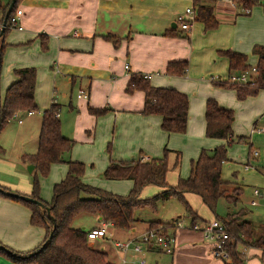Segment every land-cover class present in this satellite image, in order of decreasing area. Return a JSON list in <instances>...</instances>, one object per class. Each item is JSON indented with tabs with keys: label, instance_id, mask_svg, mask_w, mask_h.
Returning a JSON list of instances; mask_svg holds the SVG:
<instances>
[{
	"label": "crops",
	"instance_id": "obj_1",
	"mask_svg": "<svg viewBox=\"0 0 264 264\" xmlns=\"http://www.w3.org/2000/svg\"><path fill=\"white\" fill-rule=\"evenodd\" d=\"M200 1L212 9L217 21L214 29L205 31L199 21H194L189 31L180 29L176 18L186 8H193V0H20L17 9L22 12V31L8 29L4 38L0 100L6 88L16 80L13 70L34 68L35 112L40 115L51 104L60 106L61 133L74 141L69 159L85 165L82 182L124 196L131 190L132 181L104 177L94 181L91 176L102 177L112 161L162 158L166 150V182L173 185L175 175L182 179L189 176L190 165L201 150L210 151L225 143L205 137V102L213 99L220 107L233 112L232 139L245 138L227 148L221 179L252 188L257 205L251 206L257 207V199H264V134L259 132L264 126V90L239 99L235 89L219 87L214 82H223L229 76L228 61L219 51L243 54L248 65H256L258 57L252 51L255 46H264V9L261 5L254 6L246 14L230 0ZM106 36L118 38L119 42L115 45L105 39ZM172 61H187L184 76L165 74L167 64ZM125 65L128 70H124ZM135 73L148 75L153 87L175 89L187 95V127L183 134L166 133L160 128L159 116L142 114L143 92H125L130 75ZM58 84L77 87L75 98L65 105V112H61L62 105L54 99L53 88ZM80 91L88 98H78ZM89 109L105 112L96 116ZM20 114L15 118L21 120L17 117ZM38 119L41 120V116L30 121L37 124L39 132ZM253 151L257 152L256 156H252ZM5 153L0 155V186L29 195L31 184L25 180L26 170L16 163L29 153L17 154L15 162ZM95 165L98 169L94 173L86 170L87 166L92 169ZM247 165L250 168L243 172L242 168ZM25 166L28 165L23 164ZM5 171L15 174L19 182L2 178L6 176ZM66 172V164L51 165L49 175L57 176L54 185L64 179ZM255 189L260 192L258 197L253 195ZM189 196L190 193L184 194V198L189 199ZM39 198L46 203L51 201H47L41 190ZM247 212L250 220L252 214ZM30 215L23 204L0 196V240L23 250L39 245L45 231L30 224ZM197 216L200 222L204 220ZM181 218L177 217L176 228L168 231L174 232L175 237L172 254H166L171 256V264L182 256L180 245L186 244L192 251L198 248L199 236L189 227L190 230L183 227ZM110 229L126 238L139 235L147 228L138 223L129 232ZM25 234L28 238L24 240ZM210 248L212 250V246ZM246 250L247 256L254 250L264 256L259 249ZM147 254L162 255L153 248ZM0 264L12 263L0 258Z\"/></svg>",
	"mask_w": 264,
	"mask_h": 264
},
{
	"label": "trees",
	"instance_id": "obj_2",
	"mask_svg": "<svg viewBox=\"0 0 264 264\" xmlns=\"http://www.w3.org/2000/svg\"><path fill=\"white\" fill-rule=\"evenodd\" d=\"M242 9H251L254 6H262V0H230ZM10 0H0V22L2 23ZM16 3L11 15L16 11ZM200 0H193V11L196 14L195 21L203 24L204 30H211L217 26L212 9L200 4ZM9 28L7 20L3 34L0 37V70L1 59L4 50V38ZM173 35V34H168ZM176 36V35H174ZM113 44L119 42L118 38L106 36ZM45 49L44 46H42ZM253 54L258 57L255 66L246 62V56L229 50L219 51L218 54L228 61L229 75L249 71L256 68V74L251 76L247 84L232 85L217 80L214 85L235 89L237 97L243 99L264 90V46H255ZM187 61L169 62L165 69L168 76H184L187 71ZM16 80L12 82L0 100V130L17 113L37 111L34 99L35 76L34 68H20L13 70ZM220 81V82H219ZM252 86V87H251ZM141 91L144 94L143 115H157L161 118L160 128L169 134H183L187 127L188 98L187 95L170 88L153 87L149 78L142 74H132L125 88L127 94ZM93 115H100L105 110L89 109ZM60 106L51 104L48 109L41 112L40 127L37 139V149L33 154H25L21 157L24 164L34 167L31 172V193L28 196L33 200L43 203L50 210V215L55 221L52 223L46 212H42L35 204L24 202L15 198L7 197L0 193L1 197L23 204L30 212V224L41 227L45 231L42 242L34 249L20 253L3 246L0 249V258L12 264H114L108 259L106 252L89 245L86 234L87 230L73 228L71 225L78 216L95 217L99 223H108L112 228L119 231H130L140 219L136 214L139 211L157 213L159 203L176 198L185 209V216L192 227L200 222L197 213L194 212L184 198V194L190 193L199 197L201 202L214 213L219 200H224L230 207H236L239 203L243 189L236 184L221 179V168L227 161V148L234 143H241L245 138L233 140L231 125L233 112L220 107L213 99L205 102V137L210 139L224 140L225 143L213 150H201L197 159L190 165V174L187 178H178L175 185L166 182L168 170L166 153L162 158H151L142 161L138 158L131 162H110L103 172L106 180H130L132 188L126 195H116L110 192L89 186L82 182L85 165L81 162L70 161L69 155L74 141L62 135L59 120ZM4 150L0 147V155ZM53 164H66L67 172L63 180L52 187V198L49 203L39 198V182L37 175L46 177ZM175 165L177 166L178 163ZM147 186L157 187L159 191L153 197L143 199L141 191ZM4 191H10L0 186ZM20 194L18 192H15ZM23 195V194H20ZM229 209V208H228ZM247 210L238 208L226 213L224 218H216L222 224L225 234L228 236L225 242V250L229 260L226 264H244V258L239 246L255 248L264 252V229L256 226L247 219ZM148 228L163 226L168 233L175 225L162 221H147ZM203 224H207L204 220ZM53 234L46 247L34 254L49 236ZM174 232H171L173 235ZM2 246V244L0 243ZM34 254V255H31Z\"/></svg>",
	"mask_w": 264,
	"mask_h": 264
},
{
	"label": "rangeland",
	"instance_id": "obj_3",
	"mask_svg": "<svg viewBox=\"0 0 264 264\" xmlns=\"http://www.w3.org/2000/svg\"><path fill=\"white\" fill-rule=\"evenodd\" d=\"M54 89H55L54 99L60 105H62L61 112H65L66 110L65 105L68 103L70 99L73 100L75 98L76 93H77V87H70V86H64V85L61 86L60 84H58L55 86V88H53V91ZM34 113L35 115L31 118H40L41 114L38 115L36 112ZM17 117H19V119L23 121L22 125L18 123L17 121L18 119L11 118V120H9L8 123L0 130V144L2 145V149L6 152L5 153L6 156L10 157L13 160V162L17 160L16 158L17 154L19 153L31 154L32 152L35 151L36 145H37V136H38L37 124L33 125V123L30 121L31 118L27 116L26 112L21 113ZM104 153L106 154L105 150H104ZM107 155H109L108 152H107ZM16 163L19 164L21 169L25 168L26 170L24 171V173L26 174L25 180L29 181V184H31L33 177L31 174L27 172V166L23 167L24 163L22 161H16ZM97 169H98L97 165H95L94 168L92 169H89V166L86 167V170L93 171L92 173H94L95 170ZM243 169L244 168H242V171L245 172ZM252 170L255 172H258V170L256 169H252ZM4 173L6 176H1L2 178L5 177V179H7L8 181L19 182L15 174L6 172V171ZM37 177H38V182H39V188L42 191L43 196L47 197L46 199H48L47 201H49L52 197V187L54 185L53 181L57 179V176L51 173L49 175L48 173L46 177H41L39 175H37ZM91 178L95 181V180L102 179L103 176L101 177L99 174H97V175L91 176ZM177 180H178V176L175 175V180L173 182V185L176 184ZM59 181L60 180H58L56 183H58ZM241 187L243 189V193L236 207L234 208L230 207L224 200H219L216 204L214 213H212L201 202L199 197H197L196 195L190 194L189 199L185 198V200L187 201L191 209L194 212H196L197 215H199L206 222H212L216 218H224L227 212L231 210H237L238 208L242 207L248 210L249 212H251L252 216L250 220L256 226L262 225V227L264 228V224H263L264 223V199L261 201L257 199L258 206L252 207L250 204V201L252 199L254 200L252 196V188L247 187V186H241ZM157 191L158 190L155 187L147 186L142 189L141 197L143 199L151 198L155 194H157ZM136 216L137 218L140 219L138 223L142 224L145 228H148L147 221L149 220L168 222L167 224H172V226H174L175 223L177 222V219H176L177 217H182L181 222H182L183 227L192 228L190 227L189 225L190 223L188 222V220H185L186 217H185L184 207L176 198H172L166 202L159 203L157 206L156 214H151L148 211H139L137 212ZM99 224L100 223L95 217H86V216L81 215L75 218L71 226L73 228H83L84 227L85 230H89L91 227L98 226ZM194 225L202 226V223L196 222ZM107 231L111 237L109 238V240H106L105 242H102V241L95 242L94 241V242H88V243L89 245L95 247L96 249L103 248L104 252L108 253V255L110 256V260L112 263L122 264L120 260L123 257V254L114 248L113 241L125 240L126 238H129V236L125 238V236H121L120 234L115 233L110 228H108ZM192 233H195L196 235L199 236L198 237L199 241L196 244L198 248L195 251H192L189 249V247H185L186 244L180 245L182 256L180 257V259L174 261V264H226L225 263L226 261L224 262V260L216 259L213 257L212 250L210 248L213 242L210 241L209 238H204L203 234L200 231H195V232L193 231ZM27 238H28V234H25L24 240ZM0 243L2 244V246L4 245L11 246L12 247L11 249L13 250L14 248V251L16 252L25 253V252L30 251L29 249H25V250L20 249L21 248L20 246H17L14 244L10 245L6 240H0ZM239 249L244 258V264H264V256H262L261 253L258 252L257 250L252 251V253H250V255L247 256L246 255L247 248L239 246ZM21 251H24V252H21ZM132 257H134L132 253H128L126 255V261H127L126 264H133ZM134 258L136 261V257ZM145 260H146V264H171L172 263L171 256L166 255L165 253H162V255H155V254L152 255V254L146 253Z\"/></svg>",
	"mask_w": 264,
	"mask_h": 264
},
{
	"label": "built area",
	"instance_id": "obj_4",
	"mask_svg": "<svg viewBox=\"0 0 264 264\" xmlns=\"http://www.w3.org/2000/svg\"><path fill=\"white\" fill-rule=\"evenodd\" d=\"M242 11L248 14L250 9H242ZM21 15L22 12L20 9H16L12 15L10 13L7 19L9 21L10 29L22 31L20 24ZM195 18L196 14L194 13L193 8L189 7L186 8L184 12L176 18V22L178 23L181 30L189 31L191 25L195 21ZM1 29L2 25L0 22V31ZM124 70H128V65L124 66ZM255 74L256 68L252 67L249 71L229 75L224 82L232 85L247 84L251 80V76H254ZM145 76L149 78L148 75ZM77 97L88 98L87 94L83 93L82 91L79 92ZM26 114L33 115L34 111H28ZM15 116L16 115H13L12 118H15ZM18 123H21V120H18ZM259 132L264 134V126L259 129ZM251 154L252 156H256L257 152L253 151ZM141 160L145 161L144 159ZM249 168L250 167L247 165L244 167V170H248ZM253 195L258 197L260 195L259 190L255 189L253 191ZM250 204L252 206L257 205L255 200ZM108 228H112V226L108 223H101L99 227L87 230V241L105 242L106 240H109L111 237L107 231ZM190 229L193 231H200L204 238H209V240L213 242L214 245L212 244V255L214 258L224 261L229 260L228 253L224 248L228 236L225 234L222 224L217 221H212L207 224H202V226L193 225ZM113 246L123 254V257L120 260L122 264H126V255L128 253H132V255L136 257V261L135 258L132 257L133 264H146L145 254L148 253L149 249L153 248L161 253L172 254L175 247V237L172 234L167 233L163 226H157L147 228L139 235H132L125 240L113 241Z\"/></svg>",
	"mask_w": 264,
	"mask_h": 264
},
{
	"label": "water",
	"instance_id": "obj_5",
	"mask_svg": "<svg viewBox=\"0 0 264 264\" xmlns=\"http://www.w3.org/2000/svg\"><path fill=\"white\" fill-rule=\"evenodd\" d=\"M15 3H16V0H10V2L8 4V7L6 9V12H5V15H4V18H3V21H2V29L0 31V37L3 34V31L5 29L8 16L10 15ZM33 169H34V167L32 165H28L27 166V172L28 173H31L33 171ZM0 193L5 194V196H7V197H11V198H15V199H18V200H21V201H24V202L35 204L42 212H46L48 219L52 223V226H53L52 229L54 228L55 221H54L53 217L50 215L49 208L46 207L43 203H41V202H39L37 200H33L32 198H30L28 196H25V195H20V194H17V193H14V192H10V191H4L1 188H0ZM52 229L50 230L49 236L46 239V241L41 245V247L36 252H34V254H37L38 252L43 250L46 247V245L50 242L52 234H53V230ZM0 249L6 250V252H9L7 249H5L1 245H0ZM100 250L104 251L103 248H100ZM34 254H31V255H34Z\"/></svg>",
	"mask_w": 264,
	"mask_h": 264
},
{
	"label": "bare ground",
	"instance_id": "obj_6",
	"mask_svg": "<svg viewBox=\"0 0 264 264\" xmlns=\"http://www.w3.org/2000/svg\"><path fill=\"white\" fill-rule=\"evenodd\" d=\"M1 25H2V23H1Z\"/></svg>",
	"mask_w": 264,
	"mask_h": 264
}]
</instances>
